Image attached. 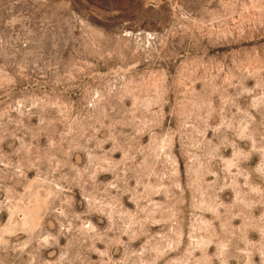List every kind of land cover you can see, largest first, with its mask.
I'll return each mask as SVG.
<instances>
[{"label": "rangeland", "instance_id": "1", "mask_svg": "<svg viewBox=\"0 0 264 264\" xmlns=\"http://www.w3.org/2000/svg\"><path fill=\"white\" fill-rule=\"evenodd\" d=\"M0 264H264V0H0Z\"/></svg>", "mask_w": 264, "mask_h": 264}]
</instances>
